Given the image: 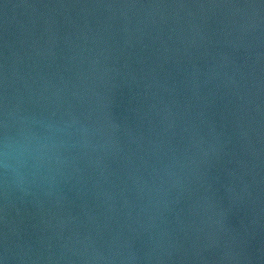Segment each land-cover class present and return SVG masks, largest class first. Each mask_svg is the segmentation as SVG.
<instances>
[{"label":"water","instance_id":"95a60500","mask_svg":"<svg viewBox=\"0 0 264 264\" xmlns=\"http://www.w3.org/2000/svg\"><path fill=\"white\" fill-rule=\"evenodd\" d=\"M0 264H264V0H0Z\"/></svg>","mask_w":264,"mask_h":264}]
</instances>
